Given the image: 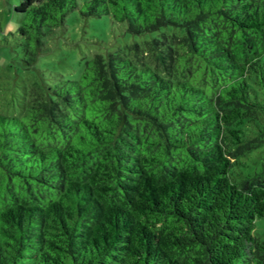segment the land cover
Returning a JSON list of instances; mask_svg holds the SVG:
<instances>
[{
	"label": "trees",
	"instance_id": "trees-1",
	"mask_svg": "<svg viewBox=\"0 0 264 264\" xmlns=\"http://www.w3.org/2000/svg\"><path fill=\"white\" fill-rule=\"evenodd\" d=\"M77 8L150 36L0 112V264H264V0H21L28 64Z\"/></svg>",
	"mask_w": 264,
	"mask_h": 264
},
{
	"label": "rangeland",
	"instance_id": "rangeland-1",
	"mask_svg": "<svg viewBox=\"0 0 264 264\" xmlns=\"http://www.w3.org/2000/svg\"><path fill=\"white\" fill-rule=\"evenodd\" d=\"M84 0H78L79 7ZM21 0H0V112L21 114L20 101L28 98L34 82H51L60 74L73 76L80 68L82 57L106 52L117 46L141 41L150 34L136 35L126 30L124 23L112 22L108 16L84 17L79 9L71 11L65 25L47 33L44 46L33 64H28L25 38L20 25L28 14L15 6ZM264 61V53L262 55ZM263 149L253 151L258 157ZM260 152V153H259ZM254 234L264 240V217L255 221Z\"/></svg>",
	"mask_w": 264,
	"mask_h": 264
}]
</instances>
